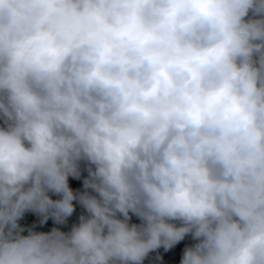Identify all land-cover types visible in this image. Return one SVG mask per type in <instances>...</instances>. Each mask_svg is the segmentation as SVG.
Returning a JSON list of instances; mask_svg holds the SVG:
<instances>
[{
    "label": "clouds",
    "instance_id": "obj_1",
    "mask_svg": "<svg viewBox=\"0 0 264 264\" xmlns=\"http://www.w3.org/2000/svg\"><path fill=\"white\" fill-rule=\"evenodd\" d=\"M189 234L180 264H264V0H0V264Z\"/></svg>",
    "mask_w": 264,
    "mask_h": 264
},
{
    "label": "trees",
    "instance_id": "obj_2",
    "mask_svg": "<svg viewBox=\"0 0 264 264\" xmlns=\"http://www.w3.org/2000/svg\"><path fill=\"white\" fill-rule=\"evenodd\" d=\"M29 217L25 221H19L20 225L25 229L33 228L38 232H50L52 228H59L63 232H69L74 225L79 223V218L81 215L87 216V210L80 205L78 202L75 205L74 212L70 217L67 218V221L64 224H57L52 218H49L45 223H40L41 217L32 213L26 212ZM131 215L130 223L140 224L141 221L135 215ZM178 223V222H177ZM26 234V233H25ZM196 240L192 238L189 234L185 236L183 240L174 245L171 249L165 251L163 247L154 250L149 253V255L143 261V264H180V261L183 257L185 248L192 247Z\"/></svg>",
    "mask_w": 264,
    "mask_h": 264
}]
</instances>
